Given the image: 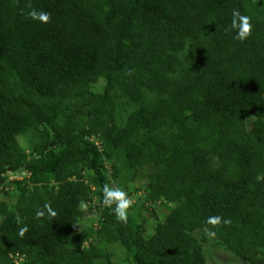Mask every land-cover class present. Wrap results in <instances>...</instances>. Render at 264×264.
Segmentation results:
<instances>
[{
    "label": "trees",
    "instance_id": "16d2710c",
    "mask_svg": "<svg viewBox=\"0 0 264 264\" xmlns=\"http://www.w3.org/2000/svg\"><path fill=\"white\" fill-rule=\"evenodd\" d=\"M211 241L264 264V0H0V264H206Z\"/></svg>",
    "mask_w": 264,
    "mask_h": 264
},
{
    "label": "clouds",
    "instance_id": "9594fccd",
    "mask_svg": "<svg viewBox=\"0 0 264 264\" xmlns=\"http://www.w3.org/2000/svg\"><path fill=\"white\" fill-rule=\"evenodd\" d=\"M27 17L35 22L41 24H47L50 21V13L45 11H38L36 9H31L27 12ZM230 29L235 33V38L239 41L246 40L252 31V25L250 23V18L246 15H242L238 10L232 12V19L230 22ZM102 204L108 208L112 214L120 221H125L127 219L128 209L131 205V198L128 196L127 192L121 190L120 188L113 187L109 184H105L102 189ZM47 207V206H46ZM44 211L39 210L36 212L37 217L44 216ZM54 215V213H52ZM222 218L220 216H210L208 217L206 223L209 225H219ZM19 222V218H18ZM223 223L227 225L230 223L228 220H223ZM28 231L27 227L19 228V236L23 237Z\"/></svg>",
    "mask_w": 264,
    "mask_h": 264
},
{
    "label": "rangeland",
    "instance_id": "374dc122",
    "mask_svg": "<svg viewBox=\"0 0 264 264\" xmlns=\"http://www.w3.org/2000/svg\"><path fill=\"white\" fill-rule=\"evenodd\" d=\"M100 90H101V85L96 88V91H100ZM23 177L24 176H19L17 178H14L11 175L9 178L11 180H13V179L21 180ZM135 185L140 186L141 183L137 182L136 184L133 185V183H126L122 179L118 180V182H112L113 187L120 188L121 190L126 191L127 194L129 191L134 192V190L136 189ZM141 199H143V193L142 192H139L138 195H133V197L131 198V205H134L136 203L141 204L143 201ZM154 208H156V206ZM156 211H157V215H158L159 220H163L165 213L162 210H156ZM145 217H147L149 219L148 220V222H149L148 228H150L149 235H152V234H154L153 226L156 225L157 221L155 220L154 217H152L149 214H145ZM84 218L86 221L89 219H91V220L94 219L95 221H93V222H95V224H96L95 228H97V229L99 228L98 221H96L98 219H97V215L95 214V212L91 213L90 211H88L87 208H85ZM87 247H88V245L86 246V248ZM110 249H111L110 251H112V253H113L115 262L119 261L118 262L119 264H131L129 260H126L124 258L125 255L121 252V250L119 249V247L117 245H113V247H111ZM205 250H206V254H207L206 264H247L240 259H236L234 257V255L229 253L223 247L213 246L212 241H211V244L209 246H205Z\"/></svg>",
    "mask_w": 264,
    "mask_h": 264
}]
</instances>
